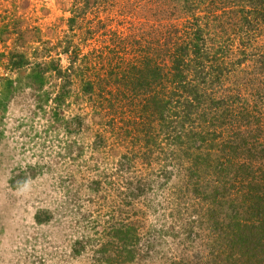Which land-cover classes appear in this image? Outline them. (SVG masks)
I'll return each mask as SVG.
<instances>
[{
	"label": "trees",
	"instance_id": "obj_1",
	"mask_svg": "<svg viewBox=\"0 0 264 264\" xmlns=\"http://www.w3.org/2000/svg\"><path fill=\"white\" fill-rule=\"evenodd\" d=\"M175 1L164 8L166 12L169 9L168 13L176 15L181 10ZM218 1L225 8L234 7L228 18L232 28L225 29L227 33L220 39L211 36L210 18L192 13L190 0H185L184 9L192 17L183 29L175 23L177 16L165 38L156 41L154 28L147 31L141 27L142 33H136L131 42L142 53L141 58L128 63L120 76L115 73L121 90L111 93L117 101L123 93L128 100L125 103L134 106L129 118L134 127L131 138L142 144L138 153L125 154L119 161L120 179L113 177L107 183L111 191L119 189L125 206L131 207L149 190L155 191L147 175L155 176L160 179L157 186L164 195L163 208L165 201L173 206L168 217L172 216L174 223L166 228L167 219L161 214L157 221L163 225L149 228L150 234L158 230L176 236L179 228L180 236L192 239L197 230L194 236L204 234L201 238L208 239V253L200 255L199 261L170 257L167 264H264V0ZM97 2L103 5V0ZM82 4L72 10L75 22L93 8L89 0ZM14 39L18 42L24 34L15 31ZM23 43L5 57L13 76L1 79L0 111L9 97L30 88L39 94L43 111L46 104L56 122H66L61 111L74 92L80 58L77 47L72 48L68 39L58 41L57 48L70 59L65 67L60 58L47 52L50 48L34 47L30 53L26 41ZM165 56L169 62L161 60ZM52 80L55 88L48 89ZM82 83L81 96L94 98L95 83L90 79ZM72 119L70 125H77L73 133L80 135L85 121L80 116ZM161 159L164 165L155 168ZM136 162L147 168L148 174L142 171L130 179L131 173L138 174ZM116 182L126 183V190ZM103 185L93 181L89 188L99 191ZM155 206L147 198L141 207L121 209L123 217L108 227L105 239L86 241L96 262L139 264L152 259L151 242L144 244L142 228L148 212H157ZM36 220L43 223L49 219L38 215ZM78 245L75 251L81 254L86 246Z\"/></svg>",
	"mask_w": 264,
	"mask_h": 264
},
{
	"label": "rangeland",
	"instance_id": "obj_2",
	"mask_svg": "<svg viewBox=\"0 0 264 264\" xmlns=\"http://www.w3.org/2000/svg\"><path fill=\"white\" fill-rule=\"evenodd\" d=\"M83 2L0 0V55L4 57L0 56V82L4 77L13 76L5 57L19 48L15 46L24 45V41L30 53L34 47L50 48L47 52L60 58L67 67L70 59L56 45L59 40L68 39L72 48L77 47L80 57L75 69L74 92L61 111L66 122H56L57 117H52L46 104L43 111L39 94L30 88L9 97L0 111V119L3 118L0 121V264H98L86 241L105 239L103 235L108 227L123 217L121 209L141 207L147 198L158 209L155 213L150 209L142 228L143 242L145 245L151 242L153 258L139 264H167L170 257L197 262L200 255L208 253V239L201 238L204 234L196 237L195 230L192 239H188L186 235H179V228L176 236L162 235L158 230L150 234L149 228L158 229L163 225L157 221L161 214L167 219L166 228L174 223L172 216L168 217L173 206L165 201L166 209L163 208L164 195L157 186L160 179L139 165L140 158L136 162L138 174H128L129 178L144 171L153 183L154 192L149 190L146 196L134 201V207H126L120 190L111 191L107 184L113 177L120 179L121 172L117 169L122 157L134 151L138 153L142 146L131 138L134 127L129 118L134 106L125 103L128 100L123 93L118 94V101L111 94L121 90L115 73L120 76L128 63L140 60L142 53L131 42L136 33H142L141 27L147 31L154 28V39L158 41L165 38L175 17L179 16L175 23L183 29L192 14L184 9L185 0L175 1L181 8L176 15L172 11L168 13L169 9L165 11L173 0H103V5L89 0L93 8L75 22L76 12L72 10L82 7ZM190 2L194 15L212 20L209 29L212 38L220 39L227 33L225 29L232 28L228 18L233 6L225 8L218 0ZM15 31L19 36L24 34V39L16 42ZM155 45L160 44L155 42ZM161 60L170 61L167 56ZM83 79L95 83L94 98L81 96ZM55 84L52 80L46 87L53 89ZM75 116L83 118L86 124L80 135L73 133L77 125H70ZM65 127L71 132H65ZM162 159L155 168L164 165ZM93 181L106 186L93 191L89 188ZM116 183L126 190V183ZM185 213L188 221L190 210ZM38 215L49 220L39 223ZM79 242L86 246L81 254L75 251Z\"/></svg>",
	"mask_w": 264,
	"mask_h": 264
}]
</instances>
